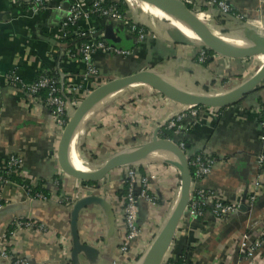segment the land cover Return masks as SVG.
<instances>
[{
	"label": "crops",
	"instance_id": "obj_1",
	"mask_svg": "<svg viewBox=\"0 0 264 264\" xmlns=\"http://www.w3.org/2000/svg\"><path fill=\"white\" fill-rule=\"evenodd\" d=\"M226 1L236 16L246 19L247 25L244 27L253 30L262 27L264 31L262 0ZM32 2L0 0V170H6L10 157H18L22 160L19 174L28 184L35 187L40 181H45V188L56 193L58 183L62 182L63 196L75 201L84 196L85 191L81 183L64 174L58 164L57 150L62 135L61 129L49 111H43L35 104L29 103L26 96L5 81L6 77L17 75L23 84H30L45 69L58 73L60 77L70 75L77 82L80 81L82 65L75 63L67 70L61 67L69 47V41L62 38L63 22L70 9L69 3H62L59 8L58 0H51L44 10L36 12L32 9ZM136 8L149 13L150 6L141 3ZM197 17L223 41L227 36L242 40L236 35L222 34V29L214 17L210 18L208 14H197ZM226 23V29L229 31L242 28L239 20L229 19ZM85 28L86 31L94 29L97 33L103 31L105 35L112 29L107 19L91 20ZM115 39L120 40L116 43V47L120 49L132 45L129 36ZM148 41L153 44L144 43V48L139 46V49H135L133 55L125 60L98 54L94 64L101 69L102 78L109 80L111 77L114 79L129 75L135 72V69L153 70L173 85L197 92L195 88L176 82L171 73L175 71L177 76H183L193 83L209 79L213 81L214 76L223 79L217 75L219 67L224 71V76L226 75L223 85L229 80L238 82L239 80L234 78L238 79V76H243L245 72L246 77L251 75L250 70L246 69L250 66L248 59L235 61L217 57L206 68L194 60L199 55V49L196 47L171 45L165 39L159 42L152 37ZM193 42L198 43L195 40ZM170 49L174 50L172 53L174 52L176 60V67L171 73L163 64L169 57ZM243 49L245 48L239 50ZM135 55L136 60L132 58ZM260 57L262 67L264 57L259 56L258 59ZM124 61L126 67L120 69ZM155 62L156 66H152L151 63ZM231 87L232 85L226 86L227 89ZM222 88L225 89V86ZM116 94H110L94 105L86 113L73 137L69 156L80 171H94L101 167L115 155V144L118 145L117 151H120L119 149L127 143L133 142L134 136L144 141L143 143L151 140L160 125L186 108L157 96L148 87L137 89L132 96L133 100L123 106L116 101ZM259 101L264 102V82L261 89L247 96L239 104L225 109L221 115L211 109L203 110L201 120L185 136L189 158L203 153L211 159H218L213 173L196 182L194 187L209 191L226 203L244 205L246 208L244 212L239 207V210L225 221L215 220L210 211H207L203 219L196 222L184 220L179 224L174 243L181 245L184 240L189 242L190 247L194 249L191 254L192 264H264V243L258 257L253 261L246 259L240 252L243 237L260 232L259 226L264 225V174H260L255 165L256 158L264 150V142L261 140L264 130L257 115ZM86 151L96 159H93L92 155L88 156ZM157 154L160 157L158 161L138 162L140 165L155 164L157 178L152 189L159 201L156 207L141 203L139 222L142 229L138 240L133 243L127 254L120 251L119 238L121 239L125 226L119 202L110 203L116 218L114 234H110L104 210L94 204L88 205L80 210L78 215V235L82 244L98 249L100 255L97 260L90 261L81 254L78 256L79 264H130L135 261L137 254L144 253L150 246V238L155 234L154 225L166 224L180 198V190L177 188L180 173L169 164L177 161L173 155L169 152H156ZM124 174V169L119 168L105 178V192L109 194L110 200L118 198L116 191L123 187ZM26 196L21 186H0V204L3 205L0 209V251L2 236L8 223L30 217L45 229L16 230L10 237V254L13 257H24L30 264L67 263L64 243L67 240L71 243V213L75 202H72V205H63L58 200L50 199L27 203ZM0 264L7 263L0 259Z\"/></svg>",
	"mask_w": 264,
	"mask_h": 264
},
{
	"label": "built area",
	"instance_id": "obj_2",
	"mask_svg": "<svg viewBox=\"0 0 264 264\" xmlns=\"http://www.w3.org/2000/svg\"><path fill=\"white\" fill-rule=\"evenodd\" d=\"M32 9L36 12L39 10H44L46 4L50 3L51 0H32ZM54 1V0H53ZM123 2L129 8V12L121 13L119 10L110 6L113 3ZM137 1V0H136ZM184 3L191 4L194 7V13L196 14H209L214 18L220 17L223 22L226 23L229 19L244 21L245 26L247 25V21L242 16H236L233 12L231 6L227 3L226 0H181ZM264 2V0H262ZM139 2V1H138ZM62 3H69L70 9L67 12V17L63 22L64 32L62 33L63 40L69 41V47L67 48L64 59L61 64L62 69L67 70L70 65H74L78 63L83 66V72L80 76V81L77 82L75 78L70 77V75H63L60 77V81H64L66 87L64 91H60L57 88V84L59 81L50 80L47 78H36L30 84H23L21 79L17 75H10L5 78V81L11 84L17 91L28 98V102L35 104L40 107L43 111H49L51 117H53L54 122L58 125V127L63 132L66 122L62 119V116L65 115L69 118L73 114L74 110L79 105V98L83 93L87 96L93 90L101 86L102 84L108 82L102 78L101 69H99L94 63L98 54H103L105 56H115L128 58L133 55L134 49H120L113 46L107 45L108 40L106 39L105 33L99 32L97 33L94 29H88L86 31L85 25L90 23L91 20L96 19H107L109 23H111V31L115 38H119L120 36H129L131 37L132 44L140 45L143 44L148 37V34L143 32V30L137 29V25H142V23H138L139 21H135L134 17L130 15L133 10V5L128 0H58L57 6L60 8ZM102 5H108V8H103ZM139 6V5H138ZM137 9V8H134ZM144 10H142L143 12ZM227 25V23H226ZM225 25V26H226ZM72 26L73 29L71 32L67 31V27ZM144 26V25H142ZM93 27V25H91ZM258 33L264 36V31L262 27L256 28ZM74 51V53H73ZM210 50L207 47L199 48L198 61L199 63H205L208 57V53ZM219 59H229L223 57L219 54L213 56L214 58ZM50 71V70H49ZM45 71H41L39 74L44 73ZM1 78V77H0ZM235 85V84H234ZM238 85V84H236ZM50 87L49 97L46 101H43L41 98L37 97L38 92L43 89ZM148 87V86H146ZM150 88V87H148ZM151 89V88H150ZM153 90V89H152ZM157 96L167 99L159 92L153 90ZM209 94V93H205ZM218 94V92H216ZM72 95L77 98H73L70 100L65 96ZM85 96V97H86ZM172 101V100H169ZM181 112L173 115L169 119H167L160 127V132L162 129H167L174 133V137L181 139L179 143L175 142V140H170L178 144V146L187 153V145L185 144V136L192 131L193 127L201 120L202 111L198 109V107L185 106ZM51 109V110H50ZM211 109V108H209ZM216 112L215 109H211ZM263 108L259 105L257 110L258 121L264 130V122L259 120V116L261 115ZM153 137V135H152ZM151 137V138H152ZM162 139V138H161ZM168 140V139H167ZM264 142V135L261 139ZM133 141L136 143L143 141L139 140L137 136H134ZM148 142V141H147ZM141 144H137L132 146L129 149L134 147H138ZM127 145V144H126ZM127 147V146H125ZM123 147V148H125ZM120 148V149H123ZM127 149V150H129ZM83 158V156H82ZM190 165L193 168L192 172V185H191V198L188 205V208L185 212L184 217L181 222L184 220L196 222L199 219H203L207 211H210L212 216L217 221H225L229 217H231L234 213L239 210L241 205H236L233 203H226L220 198L216 197L213 193L201 189H196L195 183L201 181L204 178L209 177L213 171L215 166L218 164V159H211L207 157L203 153H197L193 156H190ZM148 164V166H147ZM22 165V160L18 157L12 156L7 161L6 170L1 172L10 173L14 172L16 176L21 177L19 174L20 167ZM255 165L260 174H264V150L258 155L255 160ZM126 168V169H125ZM145 170V173L142 174L141 170ZM125 174L123 179V185H128V193L126 196L122 198H112L110 200L109 194L105 192L106 181L103 180L99 183H95L94 185H81L85 191V195L75 201L70 197L57 195V193H52L49 199L45 198L43 195H38L36 198H32L28 194V190L21 186L26 192V202L31 203L32 201H48V200H58L59 203L63 205H72V202H77L81 199L91 196L102 197L109 203L119 202L121 205V216L125 226V231L120 240V251L123 254H127L132 247L133 243L138 240L141 234V225L139 222V214H140V204L148 203L152 207H156L157 197L154 195L153 191V182L156 180V167L154 163H144V164H133L131 166L123 167ZM24 179V178H22ZM25 180V179H24ZM260 184V182H259ZM257 183V186H259ZM14 185L12 182L2 180L0 178V186ZM63 185V184H62ZM261 185V184H260ZM77 194V193H76ZM115 201V202H114ZM74 203V205H75ZM72 206V209L74 207ZM3 208V205L0 204V209ZM10 227H14V232L18 229H41L45 228L36 221H33L30 217H25L23 220H14L10 221L6 227V230L3 233L2 241H1V251H0V259L7 264H30L27 259L24 257H13L10 254V250L8 248L10 237L12 234L8 235V231ZM258 233L255 234H247L243 237L240 243V252L245 256L246 259L253 261L258 257L260 253L261 246L264 243V225L259 226ZM70 242L69 240L64 243L65 250L67 253V258L70 259ZM171 258V254L166 257L163 261L164 264H167L169 259ZM68 264V263H64Z\"/></svg>",
	"mask_w": 264,
	"mask_h": 264
},
{
	"label": "water",
	"instance_id": "obj_3",
	"mask_svg": "<svg viewBox=\"0 0 264 264\" xmlns=\"http://www.w3.org/2000/svg\"><path fill=\"white\" fill-rule=\"evenodd\" d=\"M137 1L161 11L170 10L177 12L179 16L188 23L192 31L201 39L202 42L199 44H201L202 47H207L216 54L233 60L248 59L255 55L264 57V36L260 35L257 30L248 29L247 27L239 28L237 36L252 45L249 49L239 50L230 47L228 44L224 43L220 37L213 34L210 28L198 19L197 14L188 9L186 4L181 0ZM137 12L142 13V10L137 9ZM130 15L133 16L132 11ZM240 30H244L246 33L242 34ZM246 30L250 31L247 32ZM228 32L222 34H227ZM168 36L170 41H167L173 45L189 47H196L198 45V43L188 39L178 28L171 27L168 31ZM106 39L113 43V47H116V43L120 42L119 39H115L110 29L106 32ZM263 82L264 65L255 76L239 85L234 90L224 94H205L185 90L173 85L156 74L153 70H141L129 75L114 78L88 94L69 118L62 132L57 150V160L60 169L64 174L80 182L99 183L105 180L108 174L113 170L137 164L153 153L169 152L173 155L177 161L170 162L169 164L177 168L180 173V198L172 215H170L166 221L164 228L161 230L156 240L150 244L147 251H145L143 261L141 262V264H151L160 251L159 264H164L163 261L171 254L170 251L175 240L177 229L185 215L191 198L193 175L190 169L189 156L175 142L159 138V131L157 130L148 142L115 154L94 171H80L72 167L69 161L70 147L78 127L86 113L90 111L94 105L101 102L108 95L117 93L132 85L143 84L144 86H148L169 100L182 104L183 106L205 107L219 111L220 109H227L239 104L247 96L255 93L261 88ZM91 204L101 207L106 213L110 234H114L116 231V218L113 208L108 201L98 196L86 197L77 201L71 213V264H79L78 256L81 254H84L90 261L97 260L100 255L98 249L82 244L78 235V215L80 210ZM240 209L244 212L246 211L244 205L240 206Z\"/></svg>",
	"mask_w": 264,
	"mask_h": 264
},
{
	"label": "trees",
	"instance_id": "obj_4",
	"mask_svg": "<svg viewBox=\"0 0 264 264\" xmlns=\"http://www.w3.org/2000/svg\"><path fill=\"white\" fill-rule=\"evenodd\" d=\"M185 4H186V6L188 7V9H190L192 12L194 11V7H193V5H191V4H187L186 2H185ZM110 6H114V7H116L118 10H119V12H121V13H126V12H129V8L127 7V5L125 4V3H123L122 1L121 2H118V3H113V4H111ZM102 7L103 8H108V5H102ZM142 15V14H141ZM236 15V14H235ZM138 17H141L140 15L138 16ZM139 23V22H138ZM240 23H242V26L244 27L245 26V24H244V21H240ZM220 26H223V23H218ZM72 29H73V27L72 26H68L67 27V31L68 32H71L72 31ZM137 29H138V31L139 30H143V32H145L146 34H149V30H148V28H146V27H144V26H142V25H137ZM171 29V27H169V28H167L166 29V31H165V34L168 36V31ZM247 32H249L250 30H246ZM224 32H228V29H224ZM240 33H242V34H245L246 32L244 31V30H240ZM148 39H150V37H147L146 38V40H145V42L144 43H149V44H153L152 42H150V41H148ZM163 39H165V38H163ZM168 39H169V36H168ZM143 43V44H144ZM143 44H140V45H130V46H128L127 48H122V49H137V47H141ZM107 45H109V46H112L113 45V43L111 42V41H108L107 42ZM117 46V45H116ZM183 46V45H182ZM143 47V46H142ZM145 47V46H144ZM143 47V48H144ZM116 48H120V47H116ZM142 48V49H143ZM141 49V50H142ZM199 49V48H198ZM73 53H74V51H73ZM215 55V53L214 52H212V51H210L209 53H208V57H207V60L205 61V63H199V61H198V58L196 57V55L194 56V57H196V58H194V60H196V63H198L200 66H204V67H208V65L214 60L213 59V56ZM138 56V55H137ZM258 57L259 56H257V55H255V56H252L251 58H248V60H249V62L250 61H253V65L251 64V67L249 66V67H247L246 69L249 71L250 70V72H251V75L249 76V77H246V72H245V74L243 75V76H241V75H239L238 76V79H237V77L236 78H234L235 80H239L238 81V84L239 85H241V84H243V83H245L246 81H248L250 78H252V73H253V70L255 69L257 72H259V70L261 69V67H260V65H257L256 64V62L258 61ZM118 58H121V59H126V58H122V57H118ZM132 58H134V60H136V55L134 56V57H132ZM134 60H132V61H134ZM163 60V59H162ZM241 60V59H240ZM236 61V60H235ZM152 62H154V61H152ZM163 62V61H162ZM161 62V63H162ZM255 62V63H254ZM144 64H146V62H143ZM159 63H160V61H159ZM125 61H124V64H122L121 63V67H123V68H121L120 67V69H125ZM152 64V66H156V62L155 63H151ZM254 64H256L255 66H256V68H255V66H254ZM176 67V63L175 64H172V65H168V66H166V70H168L170 73H171V71H173V68H175ZM260 68V69H259ZM140 69H135V72H137V71H139ZM45 72L44 73H41V74H38V76H37V79L38 78H47V79H50V80H55V81H59V83L56 85L57 86V88L60 90V91H64V89H65V87H66V85H65V83H64V81L62 80V81H60L61 79H60V76H59V74L58 73H52V72H50L48 69H45L44 70ZM217 71H218V73L219 74H217V75H219V76H221L223 79H221L220 77V79L222 80V82L224 81V82H226L224 79L226 78L225 76H224V71L222 72V70L221 69H219V67H218V69H217ZM134 71H133V73H135ZM256 72V73H257ZM255 73V74H256ZM174 77H175V79L174 80H176V82H179V83H183L185 86H187V87H191V88H195L196 89V91H197V93H203L202 91H200L199 90V87H200V85H203L204 86V90L205 91H208L209 90V86L207 85V82H210L211 84H210V87H211V85H214V80L213 81H211V79H209V80H200V81H195L194 83L193 82H191V81H188L187 79H185L183 76H177V74L175 73V71L173 72V73H171ZM120 76H121V74H120ZM122 76H125V75H122ZM244 76H245V78H244ZM112 78V77H111ZM117 78V77H116ZM230 78V77H229ZM233 80V79H232ZM224 82H223V84H224ZM136 86H143V84H137V85H132V86H130V87H128V88H126V89H129V88H133V87H136ZM140 88H142V87H140ZM126 89H124V90H126ZM136 89V88H135ZM235 88H230V89H224L221 93H227V92H229V91H231V90H234ZM261 89V88H260ZM124 90H121V91H119V92H117V94L119 93V95H116V97H115V99H117L116 101L117 102H119V104L120 105H125V104H127V103H129V102H131L132 100H133V98H132V92H133V89L130 91V94H128V93H124ZM49 92H50V87L48 86L47 88H43V89H41L39 92H38V94H37V97H39V98H41L43 101H46L47 99H48V97H49ZM66 98H68V99H70V100H73V98H75L76 100H77V98L75 97V96H72V95H67V96H65ZM79 103H81V101H78ZM259 103H260V105L262 106V108H263V110H262V112H261V115L259 116V120L261 121V122H264V102H261V101H259ZM177 104H179V103H177ZM179 105H181V106H183L182 104H179ZM198 109H200V110H205V109H209V108H205V107H198ZM51 110V109H50ZM224 110L225 109H220L219 111H218V114H222V112H224ZM62 119L67 123L68 122V117L67 116H65V115H63L62 116ZM160 138H162V139H168V140H175V142H177V143H179L180 142V140L181 139H178V138H176V137H174V133L172 132V131H169V130H167V129H162V131L160 132ZM184 141H185V144L187 145V140L186 139H184ZM117 150H118V145L117 144H115L114 145V149H113V151L115 152L114 154H116L117 153ZM86 153L88 154V156H91L92 154L89 152V151H86ZM93 159H96V157L94 156V155H92L91 156ZM190 163V162H189ZM142 169V168H141ZM190 169H191V172H193V168H192V166L190 165ZM141 173L142 174H144L145 173V170L144 169H142L141 170ZM0 178L2 179V180H6V181H9V182H12V183H14V184H17V185H22V186H24L27 190H28V194H29V196L30 197H32V198H36V196H38V195H43L45 198H47V199H49L50 197H51V195H52V193H51V191H49L48 189H46L45 188V185H46V183H45V181H40L38 184H37V186H35V187H32L30 184H28L24 179H22V178H20V177H18V176H16V174L14 173V172H10V173H3V172H1L0 171ZM180 181H179V183L177 184V188L179 189V190H181V178L179 179ZM82 184L83 185H94L95 183L94 182H82ZM57 195H61V194H63V187H62V182H59L58 183V190H57ZM127 193H128V185L127 184H124L123 185V187L121 188V189H119V190H117L116 191V196L117 197H119V198H122V197H124V196H126L127 195ZM157 203H159V201H157ZM164 226H165V224L164 225H154V230H155V234L150 238V243L152 244L155 240H156V238L158 237V235H159V233L161 232V230L164 228ZM14 232V227H10V229H9V231H8V235H10V234H12ZM179 243H181V242H179ZM174 247V248H173ZM194 252V249L192 248V247H190V245H189V242H186L185 240L182 242V244L180 245V244H178V243H173V246H172V249H171V251H170V253H171V258L169 259V261H168V263L167 264H192V262H191V254ZM143 256H144V253H140V254H137L136 256H135V261L137 262L136 264H138V263H140L141 264V262L143 261ZM67 263L68 264H71V260L70 259H67Z\"/></svg>",
	"mask_w": 264,
	"mask_h": 264
},
{
	"label": "rangeland",
	"instance_id": "obj_5",
	"mask_svg": "<svg viewBox=\"0 0 264 264\" xmlns=\"http://www.w3.org/2000/svg\"><path fill=\"white\" fill-rule=\"evenodd\" d=\"M132 13H134L133 15H134V20L135 21H139V23H142V25H144V27H146V28H148V30H149V34H148V36L150 35V37H152V39H155V40H157V41H159V42H161L162 40H163V38H165V40H169L170 41V39H168V36L165 34V31H166V29L167 28H169V27H174V28H178L177 26H179V23H180V20H179V18H178V16H179V14L177 13V12H175V11H170V10H164V11H161V10H158V9H156V8H154V7H152V6H150V8H149V13L148 12H145V11H143L142 13H138L137 12V10L136 9H134V10H132ZM143 16H142V15ZM141 16V17H138V16ZM209 15V14H208ZM209 17L211 18V17H213L212 15H209ZM216 19V21L218 22V23H223V26H220V28L222 29V33H225L224 32V29H226L227 27L225 26L226 25V23L225 22H223L222 20H221V18L220 17H218V19L217 18H215ZM241 27H243V26H241ZM239 31V29H236L235 28V30H233V31H229L227 34H230V35H236L237 36V34L239 33L238 32ZM162 38V39H161ZM191 40H193V39H191ZM195 41H197L198 43H200L201 41L200 40H195ZM172 45V44H171ZM202 46H201V44H198L197 46H196V48H201ZM137 49H139V47H137ZM170 52H168V54H169V57H168V59L167 60H164V62H163V64H165V66H168V65H172V64H175L176 63V60L174 59V56H175V54H174V52L172 53V51H174V50H172V49H170L169 50ZM250 63V67H251V64L253 65V61H251V62H249ZM255 63V62H254ZM256 64L257 65H260V64H262V57H260V59H258V61L256 62ZM256 64H254V66L256 65ZM255 68H256V66H255ZM146 70V69H145ZM257 71L254 69L253 70V73H252V77L253 76H255L257 73H256ZM256 73V74H255ZM157 74V73H156ZM103 75V74H102ZM159 75V74H158ZM160 76V75H159ZM113 79V77L112 78H109V80L108 81H110V80H112ZM212 80H214V85H211V87H210V82H207V85L209 86V90L208 91H205L204 90V87H199V90L200 91H202L203 93H209V94H216V92H222L224 89L222 88V86H225V89H227L226 88V86H231L232 85V87L233 88H236V86H239V84H238V82H232V81H230L229 80V78H228V83H226L225 85H223V83H222V80L221 79H219V77L217 76V78L214 76V78L212 79ZM224 80H226V79H224ZM235 84V85H234ZM236 84H238V85H236ZM140 87H146V86H136V87H133V88H129V89H126V90H124V93L126 94V93H128V94H130V91L133 89V94H132V96H134L135 94V92L137 91V89H139ZM231 87V88H232ZM136 88V89H135ZM116 95H119V93L118 94H116ZM85 93H83L82 95H81V97L79 98V101H82L84 98H85ZM116 97V96H115ZM137 97V96H136ZM136 97H134V98H136ZM118 99V98H117ZM116 99V100H117ZM137 99V98H136ZM115 101V100H114ZM80 104V103H79ZM144 142V141H143ZM142 142H139L138 141V143H136V141L134 142H130V143H127V147H125V148H123V149H119L120 151H117V153H119V152H123V151H126L127 149H129V148H131L132 146H134V145H137V144H141ZM116 153V154H117ZM144 160H147V158L146 159H144ZM71 161H74L73 160V158H72V160ZM138 164V163H137ZM126 169V168H125ZM149 247H147V249H148ZM147 249H146V251H147ZM145 253V252H144ZM137 262L136 261H133V262H131L130 264H136Z\"/></svg>",
	"mask_w": 264,
	"mask_h": 264
},
{
	"label": "bare ground",
	"instance_id": "obj_6",
	"mask_svg": "<svg viewBox=\"0 0 264 264\" xmlns=\"http://www.w3.org/2000/svg\"><path fill=\"white\" fill-rule=\"evenodd\" d=\"M128 2H129V4L131 3L133 5V9L138 7V5L141 4V2H138L136 0H128ZM178 18L180 20L179 26H177L178 29L184 35H186L189 39H193V41L194 40H200L201 41V39L192 31V29L188 25V23L185 20H183L180 16H178ZM236 41H238V42H236ZM224 43L228 44L230 47L235 48V49L245 48V50H246V49H249V48L252 47L251 44L249 45L248 43L243 42L242 40H239V39L237 40V38L233 39L232 37H228V36H227V38L224 39ZM159 159H160V157L158 156V154L156 155V153H153V154H151L150 156L147 157V161H150V162H153V161H156V160L158 161ZM71 160H72V158L69 156V161H70L71 166L74 167L75 169L79 170L75 166L74 161H71ZM159 255H160V251L157 253L155 259L152 261L151 264H159Z\"/></svg>",
	"mask_w": 264,
	"mask_h": 264
}]
</instances>
